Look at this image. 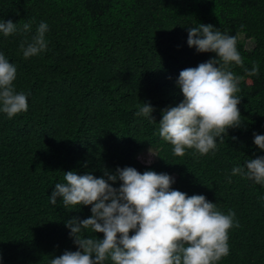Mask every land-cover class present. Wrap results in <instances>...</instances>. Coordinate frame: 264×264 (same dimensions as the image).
Wrapping results in <instances>:
<instances>
[{
	"label": "trees",
	"instance_id": "trees-1",
	"mask_svg": "<svg viewBox=\"0 0 264 264\" xmlns=\"http://www.w3.org/2000/svg\"><path fill=\"white\" fill-rule=\"evenodd\" d=\"M0 19L32 24L0 37L17 66L16 90L28 93L26 112L0 113V264H49L76 250L64 221L88 217L90 206L53 205L48 195L64 172L101 176L117 166L168 173L174 189L232 209L239 226L229 229V255L218 264H264V186L239 175L226 182L234 166L264 155L252 142L253 132L264 134V0H0ZM40 21L49 25L48 50L26 59L18 45ZM197 23L235 35L259 75L232 69L241 77L243 122L214 155L176 156L158 122L161 109L183 99L179 72L214 56L187 46V28ZM140 102L153 107L155 122L134 115ZM149 148L159 157L146 165L138 156Z\"/></svg>",
	"mask_w": 264,
	"mask_h": 264
},
{
	"label": "clouds",
	"instance_id": "clouds-1",
	"mask_svg": "<svg viewBox=\"0 0 264 264\" xmlns=\"http://www.w3.org/2000/svg\"><path fill=\"white\" fill-rule=\"evenodd\" d=\"M31 30V22L0 19V37ZM48 32L47 22L40 21L30 39L20 41L22 56L27 59L46 52ZM186 44L214 56L179 72L175 85L183 99L161 109L159 136L172 145L176 156H183L187 149L214 155L228 129L243 122L237 107L241 77L232 69L239 67L253 77L259 75V65L253 62L247 67L237 37L212 24L188 27ZM16 78L17 66L0 51V113L7 118L28 110V93L16 90ZM153 110L149 103L140 102L134 115L155 122ZM252 142L264 151V134L253 132ZM147 155L146 165L151 157H159L151 148ZM102 173L94 176L69 170L63 182L54 184L48 195L50 204L60 199L70 209L90 206V215L64 221L76 250L52 256L49 264H218L229 255V229L239 226L232 209L224 213L203 194L174 189L175 178L168 173L140 172L132 166L102 169ZM235 175L264 186V155L234 166L226 182L231 183ZM88 230L102 233V238L87 234Z\"/></svg>",
	"mask_w": 264,
	"mask_h": 264
},
{
	"label": "rangeland",
	"instance_id": "rangeland-1",
	"mask_svg": "<svg viewBox=\"0 0 264 264\" xmlns=\"http://www.w3.org/2000/svg\"><path fill=\"white\" fill-rule=\"evenodd\" d=\"M251 46H252V44L248 41V42H247V48H250ZM147 157H149V156L147 155V153H143V154L139 155L138 159H139L142 163H146V162H147ZM152 160H153V158L151 157V159L148 160V162H149V161L151 162Z\"/></svg>",
	"mask_w": 264,
	"mask_h": 264
}]
</instances>
